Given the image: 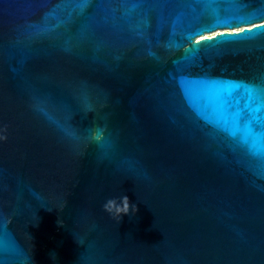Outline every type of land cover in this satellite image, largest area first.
I'll list each match as a JSON object with an SVG mask.
<instances>
[{
  "label": "water",
  "instance_id": "water-1",
  "mask_svg": "<svg viewBox=\"0 0 264 264\" xmlns=\"http://www.w3.org/2000/svg\"><path fill=\"white\" fill-rule=\"evenodd\" d=\"M259 26L264 0H0V264H264V156L229 135Z\"/></svg>",
  "mask_w": 264,
  "mask_h": 264
},
{
  "label": "snow or ice",
  "instance_id": "snow-or-ice-1",
  "mask_svg": "<svg viewBox=\"0 0 264 264\" xmlns=\"http://www.w3.org/2000/svg\"><path fill=\"white\" fill-rule=\"evenodd\" d=\"M88 3V0H82V4ZM234 27V26H231ZM264 26H259L256 29L262 28ZM230 28V27H225ZM255 29V30H256ZM252 29H240L237 32L230 33H220L217 37H207L204 38L206 42L213 41L221 36H239L245 32H252ZM199 34V33H198ZM194 34V35H198ZM193 35L190 36L189 40ZM202 43L197 41L193 46H199ZM241 83L237 82V87ZM244 87V92L247 95V102L244 109H240L234 113L235 115V130L229 131L230 136L240 135L242 140L248 144L250 152L255 155L264 156V86L255 84H245L242 83ZM227 101H225V104ZM244 113L247 114V118L244 119ZM259 123L261 125V131L257 132L254 125ZM257 145L260 148H257Z\"/></svg>",
  "mask_w": 264,
  "mask_h": 264
},
{
  "label": "clouds",
  "instance_id": "clouds-1",
  "mask_svg": "<svg viewBox=\"0 0 264 264\" xmlns=\"http://www.w3.org/2000/svg\"><path fill=\"white\" fill-rule=\"evenodd\" d=\"M7 139L6 129L0 126V143H3ZM103 210L117 219L120 222L123 215L135 214L137 211L135 204H130L127 195H120L119 197L113 196L107 198L102 204Z\"/></svg>",
  "mask_w": 264,
  "mask_h": 264
},
{
  "label": "bare ground",
  "instance_id": "bare-ground-1",
  "mask_svg": "<svg viewBox=\"0 0 264 264\" xmlns=\"http://www.w3.org/2000/svg\"><path fill=\"white\" fill-rule=\"evenodd\" d=\"M216 33V32H215ZM214 33L210 34V35H213ZM210 35H206V36H210Z\"/></svg>",
  "mask_w": 264,
  "mask_h": 264
},
{
  "label": "rangeland",
  "instance_id": "rangeland-1",
  "mask_svg": "<svg viewBox=\"0 0 264 264\" xmlns=\"http://www.w3.org/2000/svg\"><path fill=\"white\" fill-rule=\"evenodd\" d=\"M218 31H221V30H218ZM218 31H215V32H218ZM206 35H210V34H206Z\"/></svg>",
  "mask_w": 264,
  "mask_h": 264
}]
</instances>
